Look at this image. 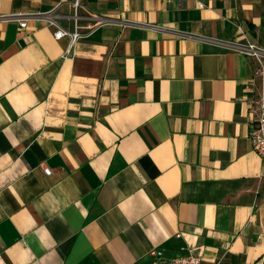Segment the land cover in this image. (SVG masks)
I'll return each mask as SVG.
<instances>
[{"label":"crops","instance_id":"crops-1","mask_svg":"<svg viewBox=\"0 0 264 264\" xmlns=\"http://www.w3.org/2000/svg\"><path fill=\"white\" fill-rule=\"evenodd\" d=\"M71 2L0 0V264H264V0Z\"/></svg>","mask_w":264,"mask_h":264},{"label":"built area","instance_id":"built-area-1","mask_svg":"<svg viewBox=\"0 0 264 264\" xmlns=\"http://www.w3.org/2000/svg\"><path fill=\"white\" fill-rule=\"evenodd\" d=\"M83 0H72V18H73V28L68 30L66 28L58 27L54 31V37L56 39L62 36H68L70 39V44H73L76 40L85 36L87 33L91 32L93 29L100 25V21L96 19V16H82L79 13V8L82 5ZM198 6L203 7V3L198 1ZM86 21L85 23H83ZM20 26H25L24 22L19 24ZM86 28L87 32H82V29ZM243 52L248 56H254L258 61V66L254 69L253 78H251L250 83L253 86L256 85V79H258V90L257 95L252 99L253 107V117L250 122L249 127V139L254 151H256L259 156L264 160V65L258 58L259 48L254 44H247L241 47ZM44 174H50L51 169L47 166L42 167ZM146 264H202L200 256H196L186 251H181L180 253L166 259L163 255V250L157 248L151 252V258Z\"/></svg>","mask_w":264,"mask_h":264}]
</instances>
